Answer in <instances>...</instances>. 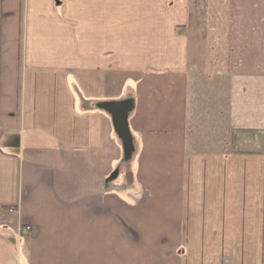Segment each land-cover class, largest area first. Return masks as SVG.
Here are the masks:
<instances>
[{
	"label": "crops",
	"instance_id": "1",
	"mask_svg": "<svg viewBox=\"0 0 264 264\" xmlns=\"http://www.w3.org/2000/svg\"><path fill=\"white\" fill-rule=\"evenodd\" d=\"M0 264H264V0H0Z\"/></svg>",
	"mask_w": 264,
	"mask_h": 264
},
{
	"label": "rangeland",
	"instance_id": "2",
	"mask_svg": "<svg viewBox=\"0 0 264 264\" xmlns=\"http://www.w3.org/2000/svg\"><path fill=\"white\" fill-rule=\"evenodd\" d=\"M191 95V118L189 122V151L200 154L230 153L232 130L229 123V89L221 79L198 80ZM131 176L127 185L131 186ZM145 192V191H144ZM143 200L149 195L144 193Z\"/></svg>",
	"mask_w": 264,
	"mask_h": 264
},
{
	"label": "built area",
	"instance_id": "3",
	"mask_svg": "<svg viewBox=\"0 0 264 264\" xmlns=\"http://www.w3.org/2000/svg\"><path fill=\"white\" fill-rule=\"evenodd\" d=\"M33 234V228L30 226H20L18 229V236L21 239H26Z\"/></svg>",
	"mask_w": 264,
	"mask_h": 264
}]
</instances>
